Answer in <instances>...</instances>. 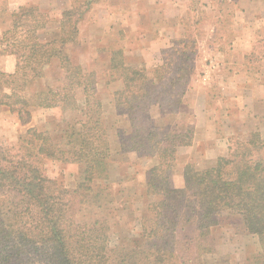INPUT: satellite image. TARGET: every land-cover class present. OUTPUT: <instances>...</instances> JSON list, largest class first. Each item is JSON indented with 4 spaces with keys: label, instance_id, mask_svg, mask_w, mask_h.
Masks as SVG:
<instances>
[{
    "label": "trees",
    "instance_id": "obj_1",
    "mask_svg": "<svg viewBox=\"0 0 264 264\" xmlns=\"http://www.w3.org/2000/svg\"><path fill=\"white\" fill-rule=\"evenodd\" d=\"M96 2L73 0L54 16L37 6L19 4L1 32L0 55H11L15 62L13 71L0 70V105L8 107L20 124L31 121L34 105L64 112L88 110L60 133L31 126L19 135L16 149L0 145V264H200L201 255L212 250L211 227L219 216L230 214L240 215L246 230L257 236L264 264V158L260 155L264 140L254 133L235 141L208 167L186 164L183 186H170L176 150L192 143L194 126L175 124L164 132L165 127L145 116L147 93L164 78V64L148 70L126 63L123 56L116 60L121 49L111 51L109 74L122 84L113 93L116 106L129 112L130 132H120L119 146L123 152L153 156L156 163L144 182L147 202L140 241L134 246L110 244V224L99 215L111 213L114 198L108 189L111 148L102 103L94 72L73 61L65 50L78 41L80 21ZM54 27L59 30L57 38L39 37V31ZM53 61L60 68L62 84L29 94L28 79L43 77ZM183 71L180 67L170 84L177 86ZM183 96L184 90L175 100L152 105L189 113ZM46 159L77 165L75 187L66 188L49 177L43 167ZM85 209L90 215L78 218Z\"/></svg>",
    "mask_w": 264,
    "mask_h": 264
},
{
    "label": "rangeland",
    "instance_id": "obj_2",
    "mask_svg": "<svg viewBox=\"0 0 264 264\" xmlns=\"http://www.w3.org/2000/svg\"><path fill=\"white\" fill-rule=\"evenodd\" d=\"M101 3H118L125 0H100ZM231 0H188V13L184 18L186 31L183 36L174 38H163V49L159 66L164 64L166 74L161 82H154L149 89L147 96L149 100L146 110L155 102L167 103L166 100L176 99V94L184 90V103L188 111L192 102L191 97H195L196 91H201L204 87L202 81L206 76V65H209L210 56L216 50L220 51L227 40H223L224 33L233 30L239 21L235 18L237 11L233 8ZM99 2V0H98ZM20 2L15 0H0V23L1 28L5 29L9 26L10 14L16 10ZM70 5L59 7L55 10L57 13L68 9ZM94 4L86 13L85 18L80 21L79 29L82 36H79L75 44L68 45L66 52L76 63L82 64L88 71H93L96 79V93L102 103L101 111L104 118L105 128L108 133V139L111 148V156L109 163V188L114 198L110 202V214L106 211L99 213L103 218L107 217V223L110 224L109 242L111 245L119 244L120 246H134L140 240L141 218L146 213L147 197L145 194L144 182L148 176L149 168L156 163V158L146 155L144 152L126 151L123 152L119 146L120 132L128 135L130 125L127 121L128 111L123 106H116L113 93L115 90L122 88L120 80H111L110 63L105 60L103 51L105 48L120 49V44L111 40L119 39V28L121 24L118 22L117 16H111V19L98 20L96 17ZM97 9V8H96ZM120 11L126 10L123 4L119 7ZM95 14V16H94ZM109 18V17H108ZM236 19V20H235ZM236 24V25H235ZM167 27L165 19H156L151 21L146 29L154 32L156 36L159 31ZM144 29V28H143ZM213 29L214 36L211 37L209 31ZM229 31V32H228ZM115 34L114 38L111 34ZM110 34V35H109ZM229 35V34H228ZM111 36V37H110ZM121 36V35H120ZM260 39L256 41V45L264 46V35L260 34ZM130 39L128 46H141L139 38ZM225 38H227L225 34ZM123 43V42H122ZM82 47V48H81ZM263 48V47H262ZM264 49V48H263ZM183 51L184 54L180 53ZM217 52V51H216ZM216 54V53H215ZM1 69L5 71H13L14 58L11 55H1ZM122 55H116V60L120 61ZM264 58L263 53H250L245 57L249 66V73L255 74L259 72L261 60ZM157 61H160L157 60ZM129 64L145 65L139 62H126ZM109 65V66H108ZM55 66L57 67L55 69ZM154 66V67H156ZM215 66V63H214ZM57 61H53L45 68L43 77L31 78L27 81V92L33 94L44 91L46 87L55 88L62 84V75L60 68L58 69ZM154 67H145L152 70ZM184 67L181 74L183 77L181 82L176 86L175 83L170 84L172 77L177 76L174 73ZM214 69V67H213ZM212 69V70H213ZM228 70V69H226ZM225 73L228 74V71ZM221 70H214L217 78L221 74ZM219 74V75H218ZM194 90L193 96L187 95L186 91ZM221 86L214 85L207 94L205 100L206 106L216 110L215 120V137H223L225 127L222 123V101H217L214 105V97L219 95ZM186 94V95H185ZM201 94V92H200ZM88 110V108H85ZM85 110L61 111L56 108L45 109L36 105L32 106V118L28 124H20L14 113L10 112L8 107L0 105V145L16 149L19 135L23 134L28 127L34 126L37 129L50 128L61 132L68 122H76L85 116ZM155 110L152 108L151 111ZM150 111V112H151ZM147 112V111H145ZM143 114V113H141ZM149 112L145 114L149 118ZM144 116V114H143ZM204 120L199 119V123ZM165 127L164 132L168 130L171 124L157 125ZM203 132L199 134L198 155H203V148L206 147L204 142L206 125H203ZM167 128V129H166ZM126 131V133H124ZM257 133L258 140H264V132L251 131L244 135L231 134L227 137L224 149V155L228 153L229 146L235 141L248 139L251 134ZM225 136V135H224ZM255 135H252V137ZM216 142V141H215ZM217 143V142H216ZM219 144V143H217ZM209 145V144H208ZM215 145V144H214ZM13 149V150H14ZM12 150V149H11ZM264 158V149L260 152ZM190 164L196 169L194 163ZM185 164V165H186ZM183 165V164H182ZM184 165V166H185ZM181 164L174 166L171 171L175 173H183ZM43 167L47 175L55 179L59 184L66 188L72 189L79 178V168L72 163L60 162L56 160L46 159L43 161ZM170 171V172H171ZM169 172V171H167ZM89 211L81 210L78 218L89 216ZM187 236V235H186ZM209 242L212 250L203 253L200 257V264H261L259 253L260 245L255 234L249 233L238 214L221 215L218 217L217 223L211 227L209 233Z\"/></svg>",
    "mask_w": 264,
    "mask_h": 264
},
{
    "label": "crops",
    "instance_id": "obj_3",
    "mask_svg": "<svg viewBox=\"0 0 264 264\" xmlns=\"http://www.w3.org/2000/svg\"><path fill=\"white\" fill-rule=\"evenodd\" d=\"M72 1L15 0V2L24 5L37 6L41 12L49 16L57 15L55 11L57 8L71 5ZM101 2L99 0V2L94 3L95 10L93 9V13H96L97 16L93 20L95 22L98 20L105 21L111 19V16H117L118 22L121 24L118 31L119 39L111 41L119 42L125 62L143 63L147 68L160 64L163 38L180 37L186 31L184 18L188 13V0H125V2L120 1L117 4L109 3V1H106L105 4ZM230 2H232L233 8L236 7L237 14H240L235 16L239 20L237 21L238 24H235L236 26L231 32L228 31L229 35L227 33L222 34L223 40L226 39L227 42L220 51L216 50L217 52H213L210 56L209 65H206V76L201 83L204 87L201 91H196L195 97H191L190 105L192 106H190L189 113L168 112L161 110L157 105H151L148 110V116L155 125L170 123L178 126L184 124L194 126L192 143L178 147L175 153V162L177 165L181 164V167L186 163H194L196 167L203 168L212 165L218 156L224 155L225 142L231 134L244 135L251 131L264 132V58L261 60L259 72L255 74L249 73V66L245 60L247 54L264 52L263 45H256V41L260 39L259 35H264V0H231ZM123 4L126 6V10L120 11L119 7ZM156 19H165L167 25L163 31H159L158 36L146 29L149 23ZM2 31L3 28H1L0 23V35ZM209 34L211 37L214 36L213 29L209 31ZM225 34L227 38H225ZM58 36L59 30L56 27L39 31V37L42 40H51ZM79 36H82L80 29ZM111 36L118 38L113 33ZM131 36L133 38L138 37L141 46H128L130 39H132ZM68 45L72 44L69 43L66 47ZM113 50V48L102 50L103 55L105 54V60L109 58L108 63H110L111 51ZM1 58L0 55V66ZM159 59L160 61H157ZM215 69L222 71L217 78L214 74ZM226 69L231 71L226 74ZM219 84L221 86L218 91L219 95L213 99L214 105L217 101H222L224 114L221 120L225 127V136L223 135V137H215L216 115L214 112L216 110L214 108L210 110L206 106L207 97L204 96L210 88L214 85L219 86ZM193 93L194 90L192 89L186 91V94L190 96H193ZM152 108L155 110L151 111ZM199 119L204 121L199 123ZM203 125H206L204 129L206 147L203 148V155L199 156L197 149L200 140L199 134L201 131L203 132ZM168 180L170 186L182 187V171L181 174L175 173L174 170L171 171Z\"/></svg>",
    "mask_w": 264,
    "mask_h": 264
}]
</instances>
